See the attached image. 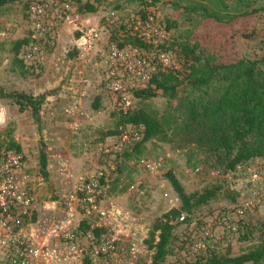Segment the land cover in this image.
Instances as JSON below:
<instances>
[{
  "label": "rangeland",
  "instance_id": "obj_1",
  "mask_svg": "<svg viewBox=\"0 0 264 264\" xmlns=\"http://www.w3.org/2000/svg\"><path fill=\"white\" fill-rule=\"evenodd\" d=\"M29 3L13 0L0 5V89L44 95V103L37 121L30 109L20 111L11 100L0 98V149L20 148L28 185L38 205L49 204L39 213L38 226L75 225L78 217L62 204V198L73 190L80 176L103 170V204L117 214L113 226L126 263H150L153 251L148 245L153 225L171 210L179 211V215L172 221L174 229L164 264L194 262L195 242L206 248L197 254L199 261L213 255L237 256L264 241V224L253 216L239 227L231 243H224L215 216L239 204L244 184L229 174L213 153L187 142L179 132L185 102L199 93L183 81L174 99L159 91L149 99L135 98L126 109L103 86L99 51L109 42L150 52L151 46L138 39L133 25L137 18L153 17L167 33L164 48L176 64L175 70L164 73L180 72V80L187 74L188 56L182 52L183 45L198 44L196 54H210L218 61L260 60L264 0H74L69 20L50 16L42 37L31 28ZM86 4L94 11L84 12ZM200 8L221 17H238L230 23H218L205 18ZM244 12L249 15L241 16ZM90 27L97 29L100 41L80 56L76 41L81 31ZM137 110L163 122L160 137L143 141L142 126L122 122ZM124 131H137L142 138L118 151L119 136ZM41 150L47 159L45 173L39 165ZM169 172L186 195L215 189V197L189 212L181 211L179 196L166 177ZM182 214L184 221H180ZM204 228L210 230L211 238H204ZM103 233L107 232L95 231L96 236Z\"/></svg>",
  "mask_w": 264,
  "mask_h": 264
},
{
  "label": "built area",
  "instance_id": "obj_2",
  "mask_svg": "<svg viewBox=\"0 0 264 264\" xmlns=\"http://www.w3.org/2000/svg\"><path fill=\"white\" fill-rule=\"evenodd\" d=\"M74 0H30L28 13L36 35L47 33L46 19L58 16L69 20ZM133 29L142 42L149 44L150 52L116 46L106 42L101 54L102 83L117 102L129 109L135 93L146 90L154 77L167 70H175L173 57L166 51L167 33L153 17L135 19ZM100 41L96 28L81 31L76 49L80 56L91 51ZM0 113V125L2 123ZM1 131V127H0ZM137 131L122 132L118 151L141 140ZM25 156L16 150L0 149V264H133L120 256L121 245L113 222L117 214L103 204L106 173L98 170L80 176L73 190L62 198V204L78 217L75 225L57 228L38 226V215L49 204L38 205L33 190L28 185ZM229 174H235L243 184L239 204L217 214L224 243L229 244L239 232V227L256 216L264 224V161L251 159L237 164ZM185 216H180L184 221ZM85 225L82 226L81 224ZM105 230L100 236L95 231ZM204 238H211L204 228ZM213 249L214 247L211 246ZM202 249L201 242L192 244V258ZM202 261V260H201Z\"/></svg>",
  "mask_w": 264,
  "mask_h": 264
},
{
  "label": "trees",
  "instance_id": "obj_3",
  "mask_svg": "<svg viewBox=\"0 0 264 264\" xmlns=\"http://www.w3.org/2000/svg\"><path fill=\"white\" fill-rule=\"evenodd\" d=\"M11 1L13 0H0V5ZM200 9L203 10L202 15L205 18L218 23H230L238 17H221L214 12H208L206 8ZM83 10L93 12L94 8L86 4ZM247 15L249 14L244 12L241 16ZM197 50L198 44L182 46L183 54L188 56L187 74L183 80L179 79L180 72L160 74L153 78L146 90L136 92L135 98L149 99L157 96L160 91L162 95L174 99L177 88L186 81V86L191 91L199 93L198 97L185 102L186 113L179 132L186 137L187 142L213 153L226 170H232L237 164L251 159L264 158V49L260 60L226 61H218L210 54H196ZM0 98L11 100L20 111L30 109L34 118L39 121L44 95L31 96L23 92H4L0 89ZM122 122L142 126L143 141L158 138L164 131L163 122L143 110L127 114ZM19 149L16 146V151ZM46 162V154L41 150L39 165L43 173L46 171ZM166 177L179 196L181 211L189 212L216 195L215 189L186 195L172 173H167ZM178 215L179 211L171 210L153 225L148 245L153 254L149 264H164L174 229L172 221ZM189 264H264V241L237 256L213 255L206 260Z\"/></svg>",
  "mask_w": 264,
  "mask_h": 264
}]
</instances>
